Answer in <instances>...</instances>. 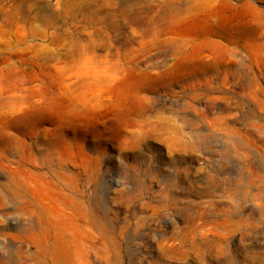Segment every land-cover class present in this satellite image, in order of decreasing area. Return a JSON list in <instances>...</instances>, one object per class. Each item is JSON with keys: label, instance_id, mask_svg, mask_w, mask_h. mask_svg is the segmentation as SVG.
<instances>
[{"label": "rangeland", "instance_id": "rangeland-1", "mask_svg": "<svg viewBox=\"0 0 264 264\" xmlns=\"http://www.w3.org/2000/svg\"><path fill=\"white\" fill-rule=\"evenodd\" d=\"M202 1L0 0V264L51 210L67 264H264V0Z\"/></svg>", "mask_w": 264, "mask_h": 264}, {"label": "bare ground", "instance_id": "bare-ground-1", "mask_svg": "<svg viewBox=\"0 0 264 264\" xmlns=\"http://www.w3.org/2000/svg\"><path fill=\"white\" fill-rule=\"evenodd\" d=\"M212 1L214 0L200 2V8H210L209 5ZM250 4L248 1H245L242 6H244L245 10H250L253 8L252 4L251 6ZM43 224L41 233L44 240L49 242L52 239V243L49 244L50 246H47L44 250L50 256L52 264H67L69 259L77 258L81 249L77 242L78 232L76 231L77 228L74 222L68 221L67 215L63 211L51 210L50 216L44 217ZM105 247H107L106 243Z\"/></svg>", "mask_w": 264, "mask_h": 264}]
</instances>
